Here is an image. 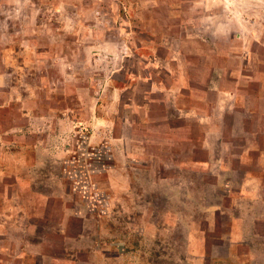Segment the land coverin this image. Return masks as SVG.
I'll list each match as a JSON object with an SVG mask.
<instances>
[{
	"label": "rangeland",
	"instance_id": "obj_1",
	"mask_svg": "<svg viewBox=\"0 0 264 264\" xmlns=\"http://www.w3.org/2000/svg\"><path fill=\"white\" fill-rule=\"evenodd\" d=\"M0 264H264V0H0Z\"/></svg>",
	"mask_w": 264,
	"mask_h": 264
}]
</instances>
